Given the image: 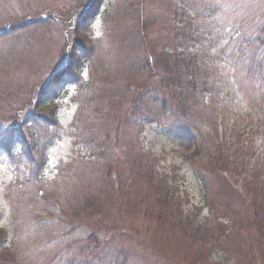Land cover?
Instances as JSON below:
<instances>
[{
	"label": "rangeland",
	"instance_id": "obj_1",
	"mask_svg": "<svg viewBox=\"0 0 264 264\" xmlns=\"http://www.w3.org/2000/svg\"><path fill=\"white\" fill-rule=\"evenodd\" d=\"M89 5L0 0V264H264V0ZM164 52L212 68L193 138L122 117Z\"/></svg>",
	"mask_w": 264,
	"mask_h": 264
},
{
	"label": "trees",
	"instance_id": "obj_2",
	"mask_svg": "<svg viewBox=\"0 0 264 264\" xmlns=\"http://www.w3.org/2000/svg\"><path fill=\"white\" fill-rule=\"evenodd\" d=\"M93 6L94 8H92L91 11H88L87 15H84V19L87 20L88 18L90 19L93 17L95 13L94 11H97L98 8L101 7V0H95ZM178 38L179 37L175 36L173 38V42H176ZM256 41L258 45L263 46L264 32L256 39ZM164 56L165 57L163 65H167L169 67L172 66V69L167 72L168 77L166 80H164L162 86L165 87V89L160 91L159 98L163 101V107L166 109V111L170 114L175 115L176 117H174V119L182 123L184 122L183 119H185L186 115H192V113L195 112L192 111L193 108H185L184 103L189 104L196 98V96L202 91V89L205 90L207 88L205 73L209 72L207 68L208 66L204 64V61L201 57L204 56V54H202L201 52H197L196 55H167V53L164 52ZM149 61L150 63L152 62L150 66L153 69L154 59L152 56H150ZM144 67L148 68L147 66ZM151 103H157V98H148V100H143L142 97H140L139 99L135 98L128 103V106L124 110L125 112L122 117L126 118L128 115L130 119L134 123H136L138 122V120H140V118H143L148 115L149 110H144V107ZM193 107L195 108L194 105ZM160 109L164 114V110L162 108ZM195 110L198 111L199 109L195 108ZM251 126L252 127H248L246 129V133L248 132V134L244 137H241L243 143L247 142V140L250 138V135L252 138H255V136L261 135V131L264 132V118H262L257 123H253ZM183 133L186 132L183 131ZM241 148L244 153L246 150L245 147L242 146ZM215 149L217 153L216 157L222 156L221 153L226 151L221 149V147ZM214 169L222 170L223 166L218 164L214 167ZM237 178L238 175L236 174L234 176V179L236 180ZM223 180L225 179L223 178ZM246 191L248 192V190ZM42 219L45 218H40L38 220Z\"/></svg>",
	"mask_w": 264,
	"mask_h": 264
}]
</instances>
